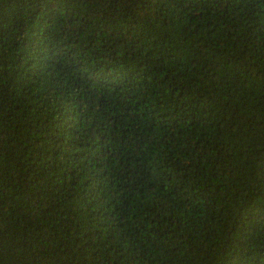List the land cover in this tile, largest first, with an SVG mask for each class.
I'll return each mask as SVG.
<instances>
[{
    "label": "trees",
    "instance_id": "trees-1",
    "mask_svg": "<svg viewBox=\"0 0 264 264\" xmlns=\"http://www.w3.org/2000/svg\"><path fill=\"white\" fill-rule=\"evenodd\" d=\"M0 264H264V0H0Z\"/></svg>",
    "mask_w": 264,
    "mask_h": 264
}]
</instances>
